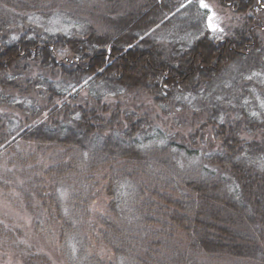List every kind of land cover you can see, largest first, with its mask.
<instances>
[{
    "label": "trees",
    "instance_id": "1",
    "mask_svg": "<svg viewBox=\"0 0 264 264\" xmlns=\"http://www.w3.org/2000/svg\"><path fill=\"white\" fill-rule=\"evenodd\" d=\"M216 1L0 0V194L66 264H264V8Z\"/></svg>",
    "mask_w": 264,
    "mask_h": 264
},
{
    "label": "rangeland",
    "instance_id": "2",
    "mask_svg": "<svg viewBox=\"0 0 264 264\" xmlns=\"http://www.w3.org/2000/svg\"><path fill=\"white\" fill-rule=\"evenodd\" d=\"M206 2L210 5V8L213 12L216 13L218 17V23L220 27L226 29L229 26L238 24L239 16L235 13H232L229 9H226L220 6L216 0H206ZM264 2V0H262ZM199 4V0H198ZM205 12V20L207 16L210 14L209 10L202 9ZM248 13V12H247ZM198 20V19H195ZM207 22V21H206ZM260 22L263 24V27L260 30V35L264 40V15ZM172 33L175 32V27H172ZM68 50L59 46L55 49L54 55L58 57V59L66 57ZM135 70V69H134ZM136 71V70H135ZM229 82V81H228ZM106 202L105 196H101L96 203V209H103ZM0 220L5 224H10L17 227L21 233V239L30 247H35L42 251H45L50 259L52 264H66L61 255L51 246L48 242L38 234H35L32 225H31V216L27 213V211L21 206H13L9 202H7L3 196L0 194ZM22 257L14 252L13 249L1 250L0 249V264H23Z\"/></svg>",
    "mask_w": 264,
    "mask_h": 264
},
{
    "label": "snow or ice",
    "instance_id": "3",
    "mask_svg": "<svg viewBox=\"0 0 264 264\" xmlns=\"http://www.w3.org/2000/svg\"><path fill=\"white\" fill-rule=\"evenodd\" d=\"M193 2V0H188V3L191 4ZM257 4L260 6V8H264V2H262V0H257ZM181 8L185 7L184 4L180 5ZM199 7L202 9H207L209 10V15L206 18L207 21V28L213 32V33H223L224 29L222 27H220V24L218 23V17L216 16V13L213 12L210 8V5L206 2V0H199ZM259 10V9H258ZM248 15H251V13H248ZM203 34V33H201ZM145 35H147V33H145ZM13 39H16L17 37H12ZM217 39L222 38V36H217L215 37ZM129 47H131V45H129ZM109 51H111V49H109ZM22 55V53H21ZM78 59V57H77ZM253 75H259V73H253ZM9 79H13V77L9 76ZM88 79H91V77H89ZM247 79H251V77H247ZM165 87H167V85H165ZM73 91H75V89H73ZM177 99H179V97H177ZM59 103V101H57ZM253 115H255V113H253ZM79 118V117H77ZM223 121V117H221V122ZM193 131V129H188V132L191 133ZM244 137H242L243 139ZM160 143H163V141H161ZM237 159H239V157H237Z\"/></svg>",
    "mask_w": 264,
    "mask_h": 264
}]
</instances>
